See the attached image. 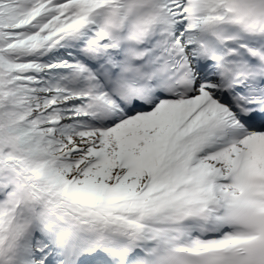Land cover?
Listing matches in <instances>:
<instances>
[{
  "label": "snow or ice",
  "instance_id": "snow-or-ice-1",
  "mask_svg": "<svg viewBox=\"0 0 264 264\" xmlns=\"http://www.w3.org/2000/svg\"><path fill=\"white\" fill-rule=\"evenodd\" d=\"M0 264H264V0H0Z\"/></svg>",
  "mask_w": 264,
  "mask_h": 264
}]
</instances>
